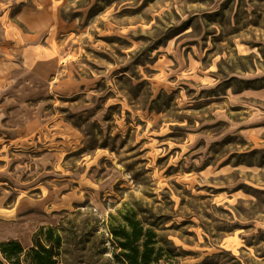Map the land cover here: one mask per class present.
<instances>
[{
  "label": "rangeland",
  "instance_id": "rangeland-1",
  "mask_svg": "<svg viewBox=\"0 0 264 264\" xmlns=\"http://www.w3.org/2000/svg\"><path fill=\"white\" fill-rule=\"evenodd\" d=\"M264 264V0H0V222L61 264Z\"/></svg>",
  "mask_w": 264,
  "mask_h": 264
},
{
  "label": "trees",
  "instance_id": "trees-1",
  "mask_svg": "<svg viewBox=\"0 0 264 264\" xmlns=\"http://www.w3.org/2000/svg\"><path fill=\"white\" fill-rule=\"evenodd\" d=\"M123 223L110 231L119 248L123 264H157L162 259L156 233L136 217L134 212L122 214ZM59 228L39 225L31 235V245L25 247L17 238L0 241V264H61L62 246Z\"/></svg>",
  "mask_w": 264,
  "mask_h": 264
},
{
  "label": "crops",
  "instance_id": "crops-1",
  "mask_svg": "<svg viewBox=\"0 0 264 264\" xmlns=\"http://www.w3.org/2000/svg\"><path fill=\"white\" fill-rule=\"evenodd\" d=\"M13 233L14 230L12 226L10 227V225L8 226L7 223L0 222V241L11 238L8 236V234L11 235Z\"/></svg>",
  "mask_w": 264,
  "mask_h": 264
}]
</instances>
